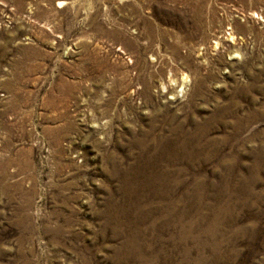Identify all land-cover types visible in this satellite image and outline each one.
Returning <instances> with one entry per match:
<instances>
[{"label":"rangeland","instance_id":"obj_1","mask_svg":"<svg viewBox=\"0 0 264 264\" xmlns=\"http://www.w3.org/2000/svg\"><path fill=\"white\" fill-rule=\"evenodd\" d=\"M0 264H264V0H0Z\"/></svg>","mask_w":264,"mask_h":264}]
</instances>
